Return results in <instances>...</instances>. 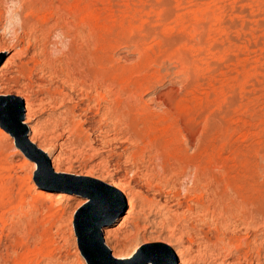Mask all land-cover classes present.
<instances>
[{"label": "rangeland", "instance_id": "374dc122", "mask_svg": "<svg viewBox=\"0 0 264 264\" xmlns=\"http://www.w3.org/2000/svg\"><path fill=\"white\" fill-rule=\"evenodd\" d=\"M83 41L103 44L119 85L85 87L59 108L40 93L26 117L41 76L30 56L62 59ZM1 50L0 264H90L75 229L95 188L124 205L100 228L111 257L95 251L98 264H179L165 243L181 239L189 264H264V0H0ZM242 173L249 219L221 196ZM216 236L248 261L234 246L209 250Z\"/></svg>", "mask_w": 264, "mask_h": 264}, {"label": "bare ground", "instance_id": "6f19581e", "mask_svg": "<svg viewBox=\"0 0 264 264\" xmlns=\"http://www.w3.org/2000/svg\"><path fill=\"white\" fill-rule=\"evenodd\" d=\"M66 45H68L67 46V50H66V47H65V51L66 52L65 53L63 52L64 54L62 56L60 54V56L63 57L62 59H57V58L54 59V57L52 59H47V58L43 59L42 57H41L42 59L41 58L38 59L37 57H38L39 53H36V51L33 52L34 56H30V58L28 57L30 62L33 63L32 69H34V70L37 69L38 70L37 73L41 72V74H40L41 76L38 78L37 81H35V85L38 87V90L36 92L35 91L31 92V93H29L27 95L28 97L31 96V98H30V102L29 103L26 102V106H25V108H26V117H27V115L30 116V117L33 115L32 112H33L34 107H35V101L38 99L37 97H38V95L40 93H43L45 95V98L48 99V102H47L48 106H50L51 108H55V107L59 108V107L64 106L65 105V103H64L65 100L68 99V98L71 99L72 95L76 96L77 93H83V90H84L85 87H91L92 85H95L97 87L98 86L102 87V86L114 85V87H115V86L119 85V83H120L119 80H120V77H121L122 69H121L120 65L116 61L106 58L105 52H104V46H103L102 43H95L94 47L90 46V45H93V44L84 43V41H83V43H69V44L67 43ZM2 51L3 50H1L0 52H2ZM23 53H24V51H23ZM33 53H32V55H33ZM60 53H62V52H60ZM40 54H42V53L40 52ZM43 56H44V54H43ZM39 57H40V55H39ZM44 57H47V55H45ZM50 57L48 55V58H50ZM28 71H30V70H28ZM30 79H29V81H30ZM44 80H46L47 83L43 82ZM65 87H68L69 88L68 90H70V91L69 92H65ZM66 90H67V88H66ZM98 95H99L100 99H103L100 92L98 93ZM103 95H104V93H103ZM94 96H96V95H94ZM84 99H87V97L84 98ZM91 99H93V98H91ZM83 107H85V106H83ZM76 108H77V105H74L73 107H67L66 110H64L65 112L63 111L62 115L60 116L61 118L58 117L56 119V121H55L56 124L54 125V127H59L60 124L64 120H67V121L71 120V118H73L76 115L75 114V109ZM58 115H60V114H58ZM23 123H26V122L23 121ZM29 128H30V130L33 133L36 131V130H34L35 127H30L29 126ZM36 132H38V131H36ZM36 132L33 135H35ZM65 133H67V132H65ZM29 140H30V144L36 145L37 149L40 150V152L37 153V155L40 156V157L38 156L39 158H41V157L44 158V156H46L45 154L50 155L51 150L49 148L46 149L44 147L43 148L39 147L37 145L36 140L33 137H30ZM59 160H60V158L57 159V161H59ZM189 160H190V158H189ZM192 160H193V158H192ZM195 161H197V160H195ZM199 168H201V166H199ZM55 172L59 173L57 170H55ZM248 176L249 175H247L246 173H242V175L240 176V180H241L240 184L233 183L230 179L223 180V182H224L223 183V194L221 196H223L225 201L228 202L227 207L229 206V208L234 213L235 212L237 213V217H238V214H239L240 218L248 217V219H249V217L250 218L253 217V213L251 211L250 212L245 211L244 207L246 205H250V203L248 204L246 202L245 198H244V200H243V198H241L240 191L237 192L238 189H243V187H245V180L248 178ZM59 178L64 179V180H71L70 177H59ZM94 181H99V180L97 179V180H94ZM214 181H215V185L217 187L218 186V182L216 180H214ZM99 183H102L106 187H109V189L110 188L111 189H117L115 187V185H113L110 182L107 183V182L99 181ZM122 195H123V193H122ZM224 199H222V200H224ZM83 203H84V201H83ZM177 204L180 205L181 202H178ZM250 207L251 206H249L248 208H250ZM231 210H230V212H231ZM234 213H233V215H234ZM258 213H259V215H261V212L258 211ZM128 215L129 214L127 212V215L124 216V218L121 220L119 225L124 224V222H125L126 218L128 217ZM224 229H227V228H224ZM228 230L230 231V229H228ZM231 236H232V234H231ZM223 237H224V235H223ZM105 238H106V236H105ZM232 241L233 240H231V241L229 240L228 243H224L223 238H219L218 236H216V240L214 242L209 240V242H211V244L208 245L207 248L209 247L208 249L211 250L214 247H216V244L219 242L218 243L219 250L227 252V250L229 249L230 246H234L236 252H238L239 254H242L241 256L243 257V259H247L246 261H248L247 256H249V253H247V251H245L243 249L242 244L240 242L236 243L235 241L234 242H232ZM238 241H240V240L238 239ZM188 242H189V244H192L193 240L192 239H188ZM104 244H105V242H104ZM165 244L167 246H169L175 252L176 257L179 259V264H189L190 263L189 260H187V257H191L190 255H191L192 247L191 246L190 247L184 246L182 239L180 240L179 243L176 244L177 246H171V244H169V243H165ZM211 246H213V248ZM228 252H227V255H230V254H228ZM131 253H132V251L130 252L129 255H131ZM74 255L79 256L78 255V250H76V248H75ZM239 257L240 256L237 255V260H236L237 264H242L243 260H241V263H240ZM134 258H135V256H133V258H131V260H129V261L132 262L134 260ZM126 259H129V258H126ZM240 259H242V258H240ZM244 262H245V260H244ZM247 263H250V262H246L245 264H247Z\"/></svg>", "mask_w": 264, "mask_h": 264}, {"label": "water", "instance_id": "95a60500", "mask_svg": "<svg viewBox=\"0 0 264 264\" xmlns=\"http://www.w3.org/2000/svg\"><path fill=\"white\" fill-rule=\"evenodd\" d=\"M18 110L20 114V105ZM104 187L107 189L108 193L120 195L118 191L111 188L109 189V187L105 185ZM87 197H89L88 205L77 215L75 230L81 253L91 261L90 264H98L96 262L97 254L95 251H99V253L102 252L106 257H111L109 248L102 240L100 228L101 226L109 224L116 215L120 214L124 209V205L118 210L114 209L111 206V202L108 200L110 197L105 192L101 191L100 188H95ZM162 263L161 258L153 259V264ZM169 264H174V255L173 262Z\"/></svg>", "mask_w": 264, "mask_h": 264}, {"label": "clouds", "instance_id": "9594fccd", "mask_svg": "<svg viewBox=\"0 0 264 264\" xmlns=\"http://www.w3.org/2000/svg\"><path fill=\"white\" fill-rule=\"evenodd\" d=\"M17 2V0H13V3H16ZM17 19H19V17H17Z\"/></svg>", "mask_w": 264, "mask_h": 264}]
</instances>
